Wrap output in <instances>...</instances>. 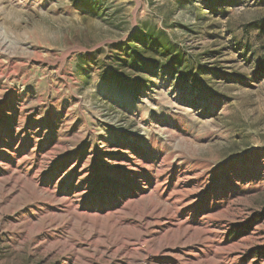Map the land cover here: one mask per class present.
<instances>
[{
    "label": "rangeland",
    "instance_id": "1",
    "mask_svg": "<svg viewBox=\"0 0 264 264\" xmlns=\"http://www.w3.org/2000/svg\"><path fill=\"white\" fill-rule=\"evenodd\" d=\"M0 264H264V0H0Z\"/></svg>",
    "mask_w": 264,
    "mask_h": 264
}]
</instances>
